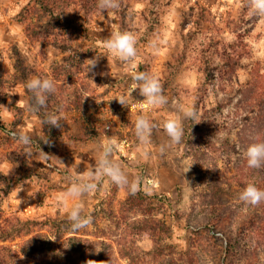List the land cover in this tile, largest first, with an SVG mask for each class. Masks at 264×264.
Masks as SVG:
<instances>
[{"label": "rangeland", "instance_id": "374dc122", "mask_svg": "<svg viewBox=\"0 0 264 264\" xmlns=\"http://www.w3.org/2000/svg\"><path fill=\"white\" fill-rule=\"evenodd\" d=\"M115 31L135 35L136 57L100 55L88 71ZM133 71L155 75L167 103L149 105L134 89L122 105L114 96L135 85ZM35 76L56 84L38 110L25 87ZM260 76L264 13L251 0H119L107 10L98 0H0V264H55L59 242L81 264L66 243L73 235L94 251L92 264L104 253L111 264H264V200L239 199L248 183L264 190V166L248 167L237 135L248 123L247 82ZM189 105L200 122L182 119L174 143L163 122ZM57 111L60 127L43 123ZM140 114L155 125L144 143ZM15 131L32 137V155ZM108 137L136 191L104 178L78 198L93 223L55 233L51 221L67 219L58 196L95 167Z\"/></svg>", "mask_w": 264, "mask_h": 264}, {"label": "clouds", "instance_id": "9594fccd", "mask_svg": "<svg viewBox=\"0 0 264 264\" xmlns=\"http://www.w3.org/2000/svg\"><path fill=\"white\" fill-rule=\"evenodd\" d=\"M251 3L255 12L264 13V0H251ZM98 7L101 10L116 9L119 7V0H98ZM153 46H155V41H153ZM102 47L104 49L103 52L96 51V57L88 59V71L90 70L89 66H95L100 55H106L108 57L111 54L124 62L134 59L137 55L136 37L129 31L113 32L104 41ZM132 67L135 69V65H132ZM132 79L136 83L129 87L127 93L114 96L122 105H128V97L132 96L131 93L134 89H139L140 94L146 99L149 105L161 106L167 103V98L162 92V86L155 75L143 71H133ZM25 87L32 95V110L45 107L49 94L54 93L56 90L54 79L48 76H35L30 78L26 81ZM179 111L182 113L181 116H169L163 122V128L167 136L174 143H178L182 139V119H192L195 122H200L196 121V111L193 106H180ZM61 119L65 120L58 111L46 113L43 123L60 127ZM154 127L155 125L150 121L149 117L144 114L137 115L134 121L135 135L142 143L148 141ZM10 135L24 147L27 155L33 154V140L30 135L23 131L11 132ZM43 140L45 143L48 142L47 138ZM98 147L100 152L95 160V167L87 175H78L72 178L70 185L57 198V203L63 205L66 209L67 219L70 221L69 227L73 231L86 229L93 223V217L83 212L78 198L95 190L97 183L101 182L104 178H108L111 183L118 186H127L133 193L136 191V183L130 181L125 170L112 159V154L119 148L117 139L108 137L98 142ZM165 147L164 145L160 147L162 153L165 151ZM37 153L44 159L48 158V153H45L40 147ZM244 155L248 167L258 169L264 166V141L258 140L250 143L246 147ZM239 199L251 204H257L261 200H264V190L259 189L254 183H248L240 192ZM69 200L73 201L71 207H68L67 204Z\"/></svg>", "mask_w": 264, "mask_h": 264}, {"label": "trees", "instance_id": "16d2710c", "mask_svg": "<svg viewBox=\"0 0 264 264\" xmlns=\"http://www.w3.org/2000/svg\"><path fill=\"white\" fill-rule=\"evenodd\" d=\"M260 79L256 80L255 84H251L250 82H247L248 87L246 88V98L243 100L241 106L245 107L248 113V117L245 118L248 123L244 126L240 125L242 129H240V132L237 133L238 138L243 144L249 145L250 143L254 141H264V132L262 127L264 124V93H263V84H264V76H260ZM264 179V173L262 176V180ZM51 224L54 225V231L55 233H60L61 227H64V229L68 228L69 220H55L53 219L51 221ZM73 232V231H72ZM81 239V238H80ZM76 236H70L66 243H69L74 247V250L78 252V258L81 260V264H92L96 263V258L94 256V251L92 249H86L84 245L80 246V242H72L80 240ZM105 242H101L103 245ZM62 243L59 242L57 244V250H54V257L51 260V263H57V264H75L73 261H71L70 255L67 253L66 250L62 248ZM131 247V243L128 245ZM160 244L156 247V249H160ZM129 255H131V252H129ZM98 260L101 261L100 264H111L108 260L106 254H101L98 257ZM129 260L132 262L133 256L131 255ZM88 261V263H87ZM133 263V262H132Z\"/></svg>", "mask_w": 264, "mask_h": 264}]
</instances>
